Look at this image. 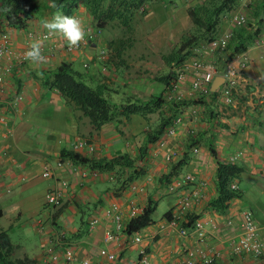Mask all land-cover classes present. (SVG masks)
Listing matches in <instances>:
<instances>
[{"label":"crops","instance_id":"crops-1","mask_svg":"<svg viewBox=\"0 0 264 264\" xmlns=\"http://www.w3.org/2000/svg\"><path fill=\"white\" fill-rule=\"evenodd\" d=\"M200 1L178 0L173 6L160 2L146 5L145 15L137 18L134 28V36H137L136 32L145 31L146 40L143 42L146 44L137 51L135 42L139 38L134 37L133 42H126L119 55L108 47V42L116 36L106 29H101L85 47L74 53L62 49V45L68 42L58 32H53L51 38H42L44 32L50 31L45 22L53 18L43 7L31 15L25 28L0 23V34L9 35L14 50H26L33 41L41 42L45 49L41 63L14 62L0 88V115L5 116V121L0 120V225L9 236L20 233L19 241H12L10 236L17 245L12 258L26 257L30 264H85L86 259L88 264H99L98 250L105 248L116 255V260L110 264H133L141 251L150 256L153 264H179L187 257V251L211 248L214 251L212 264H264V251L259 259H255L248 254L236 255L231 250L240 234L239 220L244 210L251 212L264 243V222L254 216L245 195L230 200L222 214L208 205L209 199L216 194L214 176L218 161L235 163L242 168L237 180L241 194L242 187H245L241 185L242 176L247 179L246 185L251 182L264 188V42L257 43L263 29L249 41L244 51L248 62L233 90L232 102L225 104L219 95L223 82L214 90H210L209 85L205 95L194 93L188 97L192 100L204 97L205 103L180 108L182 122L175 135L166 137L165 145L160 149L156 143L152 144L140 161L144 173L132 182L135 189L128 187L118 194L109 174L93 171L85 164L61 156L62 150H73L94 159L121 154L135 157L143 132L155 122L157 115L150 116L148 124L141 115L132 114L127 120L106 122L95 131L86 117L49 86L53 69L61 63L70 64L85 72L92 84L109 85L116 101L125 95L165 96L167 88L155 79L156 75L171 70L162 55L176 44L172 35L175 32L180 34L186 28L182 24L190 22L189 16H181L179 12L188 15V7ZM255 1L240 0L237 9L223 18L217 34L227 29L234 34L238 27L230 19L233 12H243L250 21L247 10ZM161 15L155 24L150 22ZM73 17L78 18L85 29H97L83 6L77 8ZM250 29L252 34L253 28ZM152 40L157 45L155 69L148 56V50H152L150 44L154 45ZM101 48L108 53L103 63L106 70L95 57ZM221 53L224 51L197 49L194 52L203 62L215 66L214 77L222 75V70H217L222 66L216 62ZM190 80L191 74H188L181 82L180 90H187ZM80 139H85L92 149L88 146L76 149L75 143ZM194 148L198 151L195 152ZM172 151H176L177 156L166 162L164 154ZM60 161L62 164L58 166ZM46 168L51 173L48 177L42 175ZM169 173L171 175L165 179ZM188 173L193 175L191 181L172 191L167 188V180L171 182ZM61 182H65L63 187ZM59 188L62 193L60 205H48L47 192ZM247 191L244 188V193ZM184 196L190 199L187 209L174 226L162 228L161 224L168 220L163 214L168 210L172 214ZM149 197L157 202L156 208L162 202L167 209L138 232L127 233L124 230L126 223L117 230L111 217L101 215L114 201L126 212L132 204L145 205ZM187 214L196 216V219L185 227L184 234H180L181 224L188 223ZM98 215L101 219L91 226V219ZM199 219L209 221L201 238L192 228ZM106 231L111 232V238H107ZM133 234L140 237L139 242L131 241ZM48 245L58 251L70 248L74 258L46 263L44 251ZM195 264L205 263L196 257Z\"/></svg>","mask_w":264,"mask_h":264},{"label":"trees","instance_id":"trees-1","mask_svg":"<svg viewBox=\"0 0 264 264\" xmlns=\"http://www.w3.org/2000/svg\"><path fill=\"white\" fill-rule=\"evenodd\" d=\"M178 0H54L56 7H52L53 0H0V23L8 27L25 28L31 15L41 7L49 11L53 16L57 12L73 16L79 6H83L93 25L97 29L113 30L120 33L108 42V47L117 55L124 49L126 42L134 40V28L137 18L145 15V6L152 2H160L167 6H173ZM240 0H201L188 7L187 14L191 21V27L183 33L174 47L162 59L170 66V71L156 75L155 79L162 82L167 88L176 78L175 69H179L183 62L194 55L198 45L217 36L218 27L223 18L233 10H236ZM247 12L250 21L244 26H237L233 37L216 62L222 66L217 70H224L228 61L235 54L244 52L250 40L264 28V0H256L249 5ZM249 20V19H248ZM253 28L251 34L249 30ZM252 36V37H251ZM221 71V73H222ZM49 86L57 90L64 101L71 105L80 114L86 117L93 130L110 121L129 119L132 114L141 115L149 124L150 116L157 115L153 124L143 132L142 141L138 144L137 155H116L110 158H89L80 152L62 150L61 156L71 161L85 164L93 171L109 174L113 179L114 190L120 194L129 185L138 179L144 168L139 164L150 146L154 144L164 133L166 127L174 117L179 115L183 106L204 104V97L197 99L167 100L163 95L156 94L147 97L125 95L118 101L112 98V89L105 83L92 84L90 77L82 71L74 69L68 63H61L51 73ZM115 92V91H113ZM214 94V93H212ZM202 96V95H201ZM242 168L235 163L217 162L214 182L216 194L209 199L208 205L218 213H224L228 203L233 198H239V190H232L230 183L238 180ZM171 175L169 173L165 179ZM169 183L170 180H167ZM157 202L149 197L143 211L131 218L125 224L127 233H135L153 222L152 215ZM2 212L0 210V216ZM163 216L171 217V211H166ZM188 223H182L187 227L196 219L191 214L185 215ZM17 248L9 236L7 230L0 225V264H30L26 257L12 258L11 254Z\"/></svg>","mask_w":264,"mask_h":264},{"label":"built area","instance_id":"built-area-1","mask_svg":"<svg viewBox=\"0 0 264 264\" xmlns=\"http://www.w3.org/2000/svg\"><path fill=\"white\" fill-rule=\"evenodd\" d=\"M231 21L236 26H243L247 23L248 17L243 12H233L230 16ZM100 29H91L87 27L85 29L86 35L83 41H81L78 46H71L69 43L63 44L62 49L66 53H74L80 48L85 47L88 41H91L96 35L99 34ZM53 31H46L41 36L44 39L51 38ZM233 37L231 30H224L222 33L217 34V36L212 39L201 43L198 45V50H209V51H219L223 52L227 49L231 39ZM257 43L264 42V28L259 34ZM29 49V48H28ZM16 51L11 45L10 37L7 33L2 32L0 34V88L5 81L6 76L11 72L12 66L15 63L22 64L26 62L25 52L28 50ZM196 49V50H197ZM44 47L41 46V53L44 57ZM97 61L102 65V69L106 70V66L103 64L107 58L108 53L106 49L101 48L96 54ZM13 59V60H12ZM235 60V62H234ZM248 62V56L245 52L236 54L234 58L228 61L222 71V76L224 77L223 84L220 88V97L225 104H230L232 102L233 90L236 86L238 78L241 71L244 69L246 63ZM86 66V64H84ZM191 74L190 84L187 90H180V84L187 78V75ZM215 74V66L212 63H205L201 58L194 54L190 60L183 62L182 66L176 72V78L169 86V89L164 96L167 100H182L186 97H191L194 93L200 95H205L209 91V85L213 80ZM0 120L5 121V116L0 115ZM182 122V117L180 115L173 118L171 123L166 127L163 135L155 142L157 147L160 149L165 145L166 137L173 136L176 133L177 126ZM88 146L92 149V145L88 144L85 139H80L75 143V148L80 149ZM195 152L198 148H194ZM177 156L176 151L167 152L164 154V160L166 162L172 161ZM61 161L57 163L60 166ZM50 171L48 168L44 170L42 175L44 177L50 176ZM193 179L191 173L185 174L183 177H175L171 182L168 183L167 188L172 191L177 187H180L186 182ZM65 185V182H61V187ZM130 189H135L134 183L129 185ZM230 188L232 190H238L237 180H233L230 183ZM197 194V193H196ZM61 188L56 190H50L46 194V202L51 206H58L61 203ZM190 204V199L188 196L181 197L171 214V217L161 224V227L174 226L176 221L180 219L182 213L187 209ZM144 205L132 204L126 212H124L117 202H112L104 211H102L103 217H111L115 223L116 229H122L124 223H127L131 218L138 216L142 213ZM100 216H95L91 219V226H95L99 220ZM126 220V221H125ZM209 221L196 220L192 226L193 230L202 237V232ZM230 222V221H228ZM240 234L238 238L232 244V252L236 255H251L255 259H259L264 251V243L259 237V227L257 223L252 218V214L249 210H244L241 213V218L239 220ZM185 228L180 227V234L185 233ZM107 238H111V232L106 231ZM131 241L139 242L140 237L136 234L131 236ZM214 251L210 248L209 250H204L202 248H197L194 250L187 251V257L185 260L181 261L179 264H195V258H200L205 264H212L214 262ZM98 263L99 264H110L116 260V255L112 251L105 248L98 250ZM74 258V253L70 248L62 249L61 251L55 250L52 245H48L44 251V262H57L60 259L64 261H71ZM85 264H88V259L84 260ZM133 264H153L150 256L144 251H141L139 259Z\"/></svg>","mask_w":264,"mask_h":264},{"label":"rangeland","instance_id":"rangeland-1","mask_svg":"<svg viewBox=\"0 0 264 264\" xmlns=\"http://www.w3.org/2000/svg\"><path fill=\"white\" fill-rule=\"evenodd\" d=\"M155 7H158V6H155ZM179 13H180L181 16H184V17H187L188 16L184 12H181L180 11ZM163 15H161V16H155L150 22L155 24V22L157 20H160ZM173 17L176 18V15H173ZM151 23H149V24H150V27L152 28L153 26H152ZM190 25H191V21L190 22L187 21V23H184V26L182 24V27L183 28L186 27V28L183 29L180 34H177V32H175L172 35L173 37H171V39L173 40V43L174 44L177 42V40L179 39V37L183 33H185L191 27ZM143 30H141V32ZM109 31H110V33H114V36H116V37H118V35H120V33H119V31L117 29H113V30H109ZM144 32L143 33L136 32L137 33V36H133V37H135V39L136 38H139L138 40H136V42L134 41L136 43V45H137V48H136L137 51H141V49H140L141 47L140 46L143 45V44H146V43L143 42V41L146 40V33H144ZM151 42H153V40ZM150 45H151V49L154 52H151L152 50H150V49L148 50L147 49L148 51H150V52H148V53H150V55H148V56H149V59L152 60V62H153V64H151V66L155 69V65H154L155 63L154 62L157 60V56H156V52H155V51H157V45L155 43H154V45L153 44H150ZM162 50L165 51L166 49L163 48ZM150 73H152V72H150ZM246 182H247V179H245V177L242 176V178H241V185L242 186H245V187H242L243 188V191L241 190V192H242L241 197H243V195H245V200H247L246 201L247 204H249L253 208L254 216L258 220H261V222H264V188L261 189L260 187H258L259 184L258 185L257 184L256 185H253L251 182H249L250 185H246ZM263 184H264V181H263ZM244 188H247L248 189V191L246 193H244ZM166 209H167V207L162 202H160V204L158 205V207L156 208V210L154 211V213L152 215L153 219H157L158 217H160L161 214ZM10 236H11L12 241H19V240H17V238L20 236V233L19 232L13 233V234L11 233ZM21 239H23V238H21ZM21 239H20V241H21Z\"/></svg>","mask_w":264,"mask_h":264},{"label":"clouds","instance_id":"clouds-1","mask_svg":"<svg viewBox=\"0 0 264 264\" xmlns=\"http://www.w3.org/2000/svg\"><path fill=\"white\" fill-rule=\"evenodd\" d=\"M52 7H56L54 0ZM45 27L50 31L58 32L71 46H78L86 35L85 28L78 18L64 15L62 12H57L51 21H46ZM25 59L33 64L43 62L41 42L33 41L30 44L29 49L25 52Z\"/></svg>","mask_w":264,"mask_h":264},{"label":"water","instance_id":"water-1","mask_svg":"<svg viewBox=\"0 0 264 264\" xmlns=\"http://www.w3.org/2000/svg\"><path fill=\"white\" fill-rule=\"evenodd\" d=\"M224 81V77L222 75H218L213 78V81L210 84V90H214L219 86L220 83Z\"/></svg>","mask_w":264,"mask_h":264}]
</instances>
